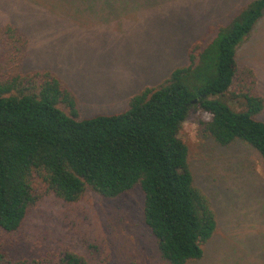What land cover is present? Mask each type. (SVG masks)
I'll return each instance as SVG.
<instances>
[{
  "label": "rangeland",
  "instance_id": "374dc122",
  "mask_svg": "<svg viewBox=\"0 0 264 264\" xmlns=\"http://www.w3.org/2000/svg\"><path fill=\"white\" fill-rule=\"evenodd\" d=\"M249 1L0 0V80L49 71L73 94L80 118L117 113L189 65L191 50ZM8 25L18 29L15 41ZM237 63L253 70L264 98V14ZM258 117L264 121V109ZM207 118L191 110L180 133L218 222L204 256L188 264H264V159L242 141L222 145L203 133L199 121ZM41 194L18 229L0 228V264L64 250L91 264H172L146 224L140 185L115 197L88 188L70 202Z\"/></svg>",
  "mask_w": 264,
  "mask_h": 264
},
{
  "label": "trees",
  "instance_id": "16d2710c",
  "mask_svg": "<svg viewBox=\"0 0 264 264\" xmlns=\"http://www.w3.org/2000/svg\"><path fill=\"white\" fill-rule=\"evenodd\" d=\"M263 14L264 0H250L210 42L191 50L189 65L132 96L117 113L80 118L73 94L49 71L0 80V228L18 229L41 192L70 202L88 188L115 197L140 185L145 221L162 256L172 264L202 258L218 222L195 184L180 133L195 110L208 116L199 121L203 133L222 145L242 141L264 159L258 117L264 98L253 70L237 63L239 46ZM5 31L16 40V27ZM6 261L91 264L71 250Z\"/></svg>",
  "mask_w": 264,
  "mask_h": 264
}]
</instances>
